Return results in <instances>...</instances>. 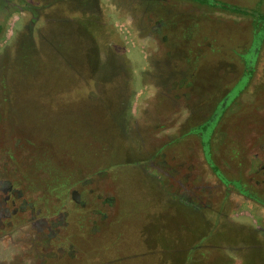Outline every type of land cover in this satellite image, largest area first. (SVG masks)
I'll use <instances>...</instances> for the list:
<instances>
[{
    "label": "rangeland",
    "instance_id": "374dc122",
    "mask_svg": "<svg viewBox=\"0 0 264 264\" xmlns=\"http://www.w3.org/2000/svg\"><path fill=\"white\" fill-rule=\"evenodd\" d=\"M262 165L264 0H0V264H264Z\"/></svg>",
    "mask_w": 264,
    "mask_h": 264
},
{
    "label": "flooded vegetation",
    "instance_id": "af4514ba",
    "mask_svg": "<svg viewBox=\"0 0 264 264\" xmlns=\"http://www.w3.org/2000/svg\"><path fill=\"white\" fill-rule=\"evenodd\" d=\"M261 171L264 169V165L261 166ZM261 181L259 180H254L253 183L254 185H257V186H260L262 182H264V171H263V174H261ZM4 179L0 178V182H3ZM235 184V187H238V185L240 184L239 182H234ZM6 191V190H5ZM15 191L11 185L8 186L7 188V193L4 197V199L2 200V204L5 205V207L3 208V213L2 215L0 214V225L1 227H4L5 224H10L12 223V216L14 215V213L17 211V210H22V207L21 206H18L17 208L13 207V205L16 204L15 200H12L9 193L8 192H13ZM236 191L239 193V194H242L243 196H248V198L252 199L254 202H256L257 204L261 205L264 207V201L260 198V197H256V196H250V195H246L245 191L246 190H243L242 188H237ZM8 200L11 202V207L8 208V206L6 205ZM24 212V211H23ZM3 219L6 221V222H3ZM9 233V232H8ZM8 234H6L5 236H7ZM22 261H24V259H22Z\"/></svg>",
    "mask_w": 264,
    "mask_h": 264
},
{
    "label": "trees",
    "instance_id": "16d2710c",
    "mask_svg": "<svg viewBox=\"0 0 264 264\" xmlns=\"http://www.w3.org/2000/svg\"><path fill=\"white\" fill-rule=\"evenodd\" d=\"M203 128H204V131H205V130H207V128H208V125H205V127H203Z\"/></svg>",
    "mask_w": 264,
    "mask_h": 264
}]
</instances>
